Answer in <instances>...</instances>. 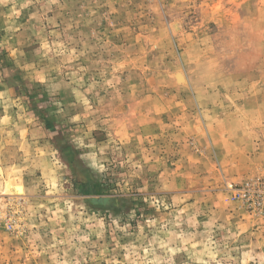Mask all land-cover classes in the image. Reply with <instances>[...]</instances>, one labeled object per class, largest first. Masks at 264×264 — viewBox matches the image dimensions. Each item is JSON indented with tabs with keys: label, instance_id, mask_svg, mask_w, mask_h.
<instances>
[{
	"label": "rangeland",
	"instance_id": "374dc122",
	"mask_svg": "<svg viewBox=\"0 0 264 264\" xmlns=\"http://www.w3.org/2000/svg\"><path fill=\"white\" fill-rule=\"evenodd\" d=\"M0 264H264V0H0Z\"/></svg>",
	"mask_w": 264,
	"mask_h": 264
},
{
	"label": "bare ground",
	"instance_id": "6f19581e",
	"mask_svg": "<svg viewBox=\"0 0 264 264\" xmlns=\"http://www.w3.org/2000/svg\"><path fill=\"white\" fill-rule=\"evenodd\" d=\"M17 191L20 192L21 191V187L17 188Z\"/></svg>",
	"mask_w": 264,
	"mask_h": 264
},
{
	"label": "built area",
	"instance_id": "2783aa9c",
	"mask_svg": "<svg viewBox=\"0 0 264 264\" xmlns=\"http://www.w3.org/2000/svg\"><path fill=\"white\" fill-rule=\"evenodd\" d=\"M244 196H245V197L247 196V192H246V193H244Z\"/></svg>",
	"mask_w": 264,
	"mask_h": 264
}]
</instances>
